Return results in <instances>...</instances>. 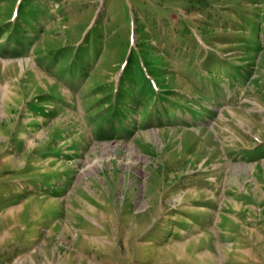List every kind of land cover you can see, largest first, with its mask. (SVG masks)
I'll use <instances>...</instances> for the list:
<instances>
[{
	"label": "rangeland",
	"instance_id": "rangeland-1",
	"mask_svg": "<svg viewBox=\"0 0 264 264\" xmlns=\"http://www.w3.org/2000/svg\"><path fill=\"white\" fill-rule=\"evenodd\" d=\"M0 264H264V0H0Z\"/></svg>",
	"mask_w": 264,
	"mask_h": 264
}]
</instances>
